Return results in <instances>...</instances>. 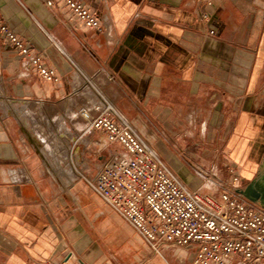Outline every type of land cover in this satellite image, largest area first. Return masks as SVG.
Instances as JSON below:
<instances>
[{
  "label": "crops",
  "instance_id": "1",
  "mask_svg": "<svg viewBox=\"0 0 264 264\" xmlns=\"http://www.w3.org/2000/svg\"><path fill=\"white\" fill-rule=\"evenodd\" d=\"M46 1L0 0V20L57 79L0 37V264H188L185 247L153 253L80 178L120 148L78 109L99 93L188 190L207 191L174 148L199 143L251 179L264 163V0H79L100 30Z\"/></svg>",
  "mask_w": 264,
  "mask_h": 264
},
{
  "label": "built area",
  "instance_id": "2",
  "mask_svg": "<svg viewBox=\"0 0 264 264\" xmlns=\"http://www.w3.org/2000/svg\"><path fill=\"white\" fill-rule=\"evenodd\" d=\"M60 1L84 27L100 30V18L79 0ZM46 5L52 6L53 1L47 0ZM0 37L26 58L43 81L57 80L54 70L1 20ZM78 115L86 132L103 134L102 146L116 144L120 148L110 153L91 178H80L153 253L160 254L164 243L191 247L188 264H264V206L236 193L234 185L240 181L236 165L225 161L228 181L220 193L188 190L99 93L78 109ZM69 164V173L75 174L72 155Z\"/></svg>",
  "mask_w": 264,
  "mask_h": 264
},
{
  "label": "rangeland",
  "instance_id": "3",
  "mask_svg": "<svg viewBox=\"0 0 264 264\" xmlns=\"http://www.w3.org/2000/svg\"><path fill=\"white\" fill-rule=\"evenodd\" d=\"M209 134L210 132L206 131L205 135ZM174 150L175 154H177L176 160L179 169L188 173L189 177L198 186H203L204 190H207V192L212 191L215 194L220 193L225 188L228 181V175L223 169L225 161H220L218 164L211 163L209 161L211 159L208 158H211L209 155H212V153L209 150H212V148L199 143L196 146L185 147L184 149L174 148ZM203 156L204 159H207L206 162H201L200 159ZM256 176L257 173L251 179L246 180H243L240 176L242 180L239 189L244 188ZM185 249L187 252L192 253L191 247L186 246Z\"/></svg>",
  "mask_w": 264,
  "mask_h": 264
},
{
  "label": "water",
  "instance_id": "4",
  "mask_svg": "<svg viewBox=\"0 0 264 264\" xmlns=\"http://www.w3.org/2000/svg\"><path fill=\"white\" fill-rule=\"evenodd\" d=\"M264 178V176H262ZM251 202H255L264 206V185H261L256 178H253L244 188L236 191Z\"/></svg>",
  "mask_w": 264,
  "mask_h": 264
},
{
  "label": "bare ground",
  "instance_id": "5",
  "mask_svg": "<svg viewBox=\"0 0 264 264\" xmlns=\"http://www.w3.org/2000/svg\"><path fill=\"white\" fill-rule=\"evenodd\" d=\"M103 97V96H102ZM104 98V97H103ZM6 104V103H5ZM8 107V105H6ZM9 109V108H8ZM7 109V110H8ZM11 109V108H10ZM11 113L14 115V117L18 118L26 127H30V123H29V120L26 118L27 116H25L22 112H21V108L19 107H14L12 110H10ZM18 121V120H17ZM20 123V122H19ZM22 125V124H21ZM61 133V132H60ZM32 137V136H31ZM59 138V137H58ZM35 141H36V144L40 145L42 143H45V138L41 135H37L35 134V137H34ZM33 140V139H32ZM34 141V142H35ZM48 148V147H47ZM48 150V149H47ZM66 152V151H65ZM55 153V152H54ZM60 155V153H59ZM74 155V154H73ZM77 155V154H76ZM51 156V155H50ZM75 157V156H74ZM73 157V158H74ZM262 176H264V163L261 164V167H260V171L259 173H257V176L255 177L256 178V181H258L261 185H264V178H262Z\"/></svg>",
  "mask_w": 264,
  "mask_h": 264
}]
</instances>
